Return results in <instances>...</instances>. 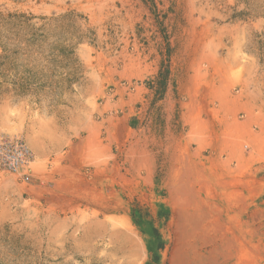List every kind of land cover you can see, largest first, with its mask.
<instances>
[{"label":"rangeland","instance_id":"obj_1","mask_svg":"<svg viewBox=\"0 0 264 264\" xmlns=\"http://www.w3.org/2000/svg\"><path fill=\"white\" fill-rule=\"evenodd\" d=\"M0 133V264H264V0H0Z\"/></svg>","mask_w":264,"mask_h":264},{"label":"built area","instance_id":"obj_2","mask_svg":"<svg viewBox=\"0 0 264 264\" xmlns=\"http://www.w3.org/2000/svg\"><path fill=\"white\" fill-rule=\"evenodd\" d=\"M33 158L32 150L24 140L0 133V171L19 173L28 169Z\"/></svg>","mask_w":264,"mask_h":264},{"label":"bare ground","instance_id":"obj_3","mask_svg":"<svg viewBox=\"0 0 264 264\" xmlns=\"http://www.w3.org/2000/svg\"><path fill=\"white\" fill-rule=\"evenodd\" d=\"M27 143L32 149L36 150V144L31 138H27Z\"/></svg>","mask_w":264,"mask_h":264},{"label":"crops","instance_id":"obj_4","mask_svg":"<svg viewBox=\"0 0 264 264\" xmlns=\"http://www.w3.org/2000/svg\"><path fill=\"white\" fill-rule=\"evenodd\" d=\"M38 151V150H37Z\"/></svg>","mask_w":264,"mask_h":264}]
</instances>
